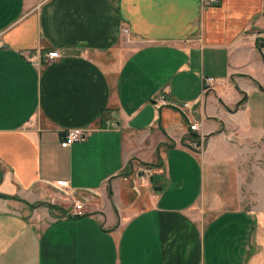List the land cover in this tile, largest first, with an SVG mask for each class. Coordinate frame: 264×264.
Listing matches in <instances>:
<instances>
[{
  "label": "crops",
  "instance_id": "crops-1",
  "mask_svg": "<svg viewBox=\"0 0 264 264\" xmlns=\"http://www.w3.org/2000/svg\"><path fill=\"white\" fill-rule=\"evenodd\" d=\"M263 6L0 0V264H264Z\"/></svg>",
  "mask_w": 264,
  "mask_h": 264
},
{
  "label": "rangeland",
  "instance_id": "rangeland-1",
  "mask_svg": "<svg viewBox=\"0 0 264 264\" xmlns=\"http://www.w3.org/2000/svg\"><path fill=\"white\" fill-rule=\"evenodd\" d=\"M132 184L134 185L133 182ZM133 188L132 186V192L137 193ZM51 192V196L46 197L44 201L33 204H39L34 209L40 210L45 216L44 219L52 220L73 214L82 215L88 213L90 201L87 200L85 195H77L64 188L53 189ZM34 209L30 208V210Z\"/></svg>",
  "mask_w": 264,
  "mask_h": 264
},
{
  "label": "built area",
  "instance_id": "built-area-1",
  "mask_svg": "<svg viewBox=\"0 0 264 264\" xmlns=\"http://www.w3.org/2000/svg\"><path fill=\"white\" fill-rule=\"evenodd\" d=\"M206 3H208L209 5H215L219 2V0H204ZM263 10H264V6H263ZM44 57L46 60L50 61V60H54V59H59L61 56L58 53V51H51L48 53L44 54ZM31 62L33 63H37L38 61L36 59H34L33 57L29 58ZM212 79L211 78H205L203 80V86L205 89H207L211 84H212ZM165 101L164 95L160 96L158 99V104H163ZM189 106L187 104H182L180 106H177V108L181 111H184L185 109H187ZM85 136V133L80 130V129H66L63 133V137L61 139L60 142V146L62 148H67L70 147L71 145L80 142ZM193 149L196 150H201L202 147V141L199 142V140H197L196 143L192 144ZM142 173L143 175H149V171L148 170H143L140 169L137 171V176L139 175V173ZM142 178V177H141ZM57 186L59 188H64L62 186L61 182L57 183Z\"/></svg>",
  "mask_w": 264,
  "mask_h": 264
},
{
  "label": "trees",
  "instance_id": "trees-1",
  "mask_svg": "<svg viewBox=\"0 0 264 264\" xmlns=\"http://www.w3.org/2000/svg\"><path fill=\"white\" fill-rule=\"evenodd\" d=\"M243 99L242 100H240L235 106H234V109H236V108H238L242 103H243ZM0 177H1V175H0ZM109 196H110V191H109ZM0 198H6L4 195H1L0 194ZM16 199V198H15ZM39 204H37V205H33V204H31V205H28L29 206V208H31V209H34V208H36L37 206H38ZM83 216H86V214H82V215H68V217L69 218H73V219H75V218H80V217H83Z\"/></svg>",
  "mask_w": 264,
  "mask_h": 264
}]
</instances>
